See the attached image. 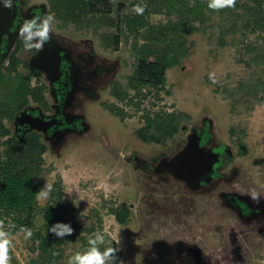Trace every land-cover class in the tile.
<instances>
[{
    "label": "rangeland",
    "instance_id": "rangeland-1",
    "mask_svg": "<svg viewBox=\"0 0 264 264\" xmlns=\"http://www.w3.org/2000/svg\"><path fill=\"white\" fill-rule=\"evenodd\" d=\"M29 2L40 3L54 14L49 0ZM145 4V0H112L102 10L106 23L97 29H77L73 24L60 28V22L51 18L49 24L55 31L62 29L58 32L62 36L78 41L81 50L92 45L109 68V79L120 82L132 95L135 89L126 84L137 60L133 38L123 30L116 48L104 47L102 38L112 40L117 18L135 15V7ZM143 16L153 27L174 19L151 11ZM195 26L198 31L185 38L186 54L167 70L163 90H150L149 97L138 104L136 100L119 102L110 96L107 85L102 87L96 101L83 102L88 130L58 147L46 145L42 156L41 189L48 184L52 190L59 184L61 203L71 210L67 220L77 227L90 226L93 235L106 234L119 249L123 264H148L156 258L159 243L171 250L182 245L189 252L198 251L195 264H264V97L256 85L264 61H253L255 54L264 53V34L243 32L233 18L215 13H208L204 23ZM145 41L140 37L138 46ZM244 43L257 52H246ZM19 55L23 58L25 51ZM26 72L19 68L11 75L0 64V123L11 135L6 111L12 104L27 103V92L39 82L12 80ZM105 104L121 109L123 117L109 112ZM145 111L182 114L177 133L163 144L143 142L138 131L145 125L141 120ZM192 128L205 130L210 146L223 150L218 176L194 191L170 174L149 170L180 151ZM234 195L258 211L251 220H244L230 206L228 197ZM47 202L48 197L37 199V207ZM116 214H125L124 224L116 221ZM11 224L10 219L4 223L5 231L11 233L10 264H32L38 254L31 239L12 232ZM79 245L67 240L62 264L80 252Z\"/></svg>",
    "mask_w": 264,
    "mask_h": 264
},
{
    "label": "trees",
    "instance_id": "trees-1",
    "mask_svg": "<svg viewBox=\"0 0 264 264\" xmlns=\"http://www.w3.org/2000/svg\"><path fill=\"white\" fill-rule=\"evenodd\" d=\"M142 15L135 13L132 16L118 17L115 22V33L112 40L102 38L103 46L113 45L116 48L120 41V33L133 38V50L137 56L136 65L131 76L127 78L126 86L135 89L132 95H128L124 86L118 81L111 85L110 95L119 102L138 101V104L149 97L150 90L161 91L165 87L166 72L177 65L183 57L187 48L184 46L185 38L196 33L198 28L195 23L202 25L208 13L219 16H227L235 20L243 32L264 34V0H236L234 8L225 7L214 10L209 7L210 0H145ZM112 3V0H49V7L59 20L60 28H66L69 24L77 29L99 28L107 21V15L103 14L104 6ZM164 13L167 17H174L165 25L159 27L150 26L143 15L149 12ZM109 21V20H108ZM113 25V20L108 22ZM146 31L145 35L139 33ZM146 40L138 46L139 38ZM161 44V46H158ZM246 52H257L250 43H244ZM264 61V53L255 54L253 61ZM7 72L11 74L13 69L21 61L12 54L8 59ZM246 66L250 62L244 61ZM258 87L262 90L264 97V69L262 68L257 77ZM22 88V87H21ZM147 88L145 93L142 90ZM43 89L33 87L27 96L33 101H42ZM135 107L138 109L140 106ZM105 108L116 116L123 117L119 108ZM21 106L12 104L6 111L5 117L13 118L15 111ZM183 115L175 112L158 111L153 114L145 111L141 120L145 125L138 131L139 138L145 143L163 144L167 139L177 133L179 121ZM0 220L5 223L11 220L12 232L20 231V228L31 229V247L37 251V259L32 264H62L64 245L68 239L79 242V250L83 252L88 247V239L92 234L90 226L77 227L74 222L67 220L71 210L65 208L62 203V190L59 184H54L48 195V202L42 207H37V192L41 190V176L44 172L42 167V156L46 147L40 142L38 134L26 135L23 139L11 135L10 130L0 123ZM223 159L221 160V164ZM6 218V219H5ZM5 219V220H4ZM115 219L119 224L125 223V214H116ZM42 222L36 226V222ZM57 222L70 224L73 232L65 235L63 239L58 238L49 231V227ZM80 233V234H79ZM105 244L115 247L106 234ZM82 236V237H81ZM104 246H101V251ZM121 253L118 252L120 259Z\"/></svg>",
    "mask_w": 264,
    "mask_h": 264
},
{
    "label": "flooded vegetation",
    "instance_id": "flooded-vegetation-1",
    "mask_svg": "<svg viewBox=\"0 0 264 264\" xmlns=\"http://www.w3.org/2000/svg\"><path fill=\"white\" fill-rule=\"evenodd\" d=\"M10 15L13 17L11 25L1 40L0 64L7 68L8 59L15 54L21 63L12 70L11 75L19 68L27 72L12 80L39 81L33 87L43 89L41 103L33 101L28 96V102L15 111L11 119L12 136L23 139L26 135L35 133L45 147L46 145L58 147L70 136H80L88 130L82 114L83 102L96 101L99 98V90L106 85L110 88V94L111 85L116 80L109 79L110 70L104 60L98 58L92 45L81 50L78 41L58 33L62 29L58 30L56 26L57 31L51 29L49 18L57 19L54 14L46 11L42 4L29 0H12ZM7 50L5 59L1 60V54ZM22 51L26 54L23 58L19 55ZM40 52L42 58L37 59ZM21 114H25L26 120L34 121L33 118L42 120L39 123L42 130L36 131L27 125H21L17 121ZM195 129L201 137L200 146L220 154V162L213 167L209 181L211 182L219 174L223 150L218 151L221 146H210L209 135L205 130ZM153 168L150 166L149 170L153 171ZM206 184L201 183V187ZM228 200L230 206L235 208L244 220H251L258 212L239 196H230ZM180 248L178 246L173 250L169 248L172 257L169 259L167 256V259L171 264H195L194 258L199 252H189L188 248L182 245ZM187 253L193 256H187Z\"/></svg>",
    "mask_w": 264,
    "mask_h": 264
},
{
    "label": "water",
    "instance_id": "water-1",
    "mask_svg": "<svg viewBox=\"0 0 264 264\" xmlns=\"http://www.w3.org/2000/svg\"><path fill=\"white\" fill-rule=\"evenodd\" d=\"M12 0H0V45L3 35H5L11 25L12 15H10V7ZM1 53V48H0ZM8 50L1 54V60L5 59ZM42 58V52L37 55V59ZM40 69L37 67H32ZM25 114L19 115L17 121L21 125H27L32 130L41 131L39 123L42 122L39 118L32 120L24 119ZM201 137L197 130L192 128L186 138V143L183 148L171 158L161 159L153 168L156 174H170L176 180L183 182L190 190H197L201 187V183H208L211 180L213 167L220 162V154L212 149L200 146ZM181 249V245H177ZM176 246V247H177ZM156 258L148 261V264H171L167 259L169 248L159 243L155 247Z\"/></svg>",
    "mask_w": 264,
    "mask_h": 264
},
{
    "label": "clouds",
    "instance_id": "clouds-1",
    "mask_svg": "<svg viewBox=\"0 0 264 264\" xmlns=\"http://www.w3.org/2000/svg\"><path fill=\"white\" fill-rule=\"evenodd\" d=\"M235 4L236 0H210L209 7L214 10H219L225 7L234 8ZM134 10L137 14L142 15L144 7L137 5ZM210 79H213L215 83L212 74H210ZM50 191L51 186L46 184L43 189L37 192V199H46ZM11 227H14V225ZM49 231L54 233L58 238L63 239L65 235H71L73 229L70 224L57 222L55 225L49 227ZM20 232L23 233L26 240L30 239L32 236L31 229L26 227L22 226ZM10 235L11 233L9 231H5L3 220H0V264H10ZM102 245L104 246L103 251H101ZM118 252L119 249L117 247L105 244L104 235L97 233L89 237L87 249L83 252H76L70 257L68 264H123V262L119 260Z\"/></svg>",
    "mask_w": 264,
    "mask_h": 264
},
{
    "label": "bare ground",
    "instance_id": "bare-ground-1",
    "mask_svg": "<svg viewBox=\"0 0 264 264\" xmlns=\"http://www.w3.org/2000/svg\"><path fill=\"white\" fill-rule=\"evenodd\" d=\"M192 252H193V251H192ZM169 257H172V256H170V254H168V258H169ZM169 259H170V258H169Z\"/></svg>",
    "mask_w": 264,
    "mask_h": 264
}]
</instances>
